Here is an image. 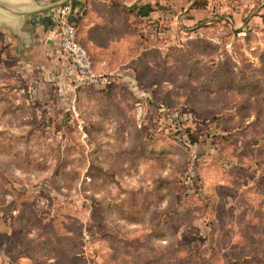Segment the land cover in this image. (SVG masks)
Here are the masks:
<instances>
[{
	"label": "rangeland",
	"instance_id": "374dc122",
	"mask_svg": "<svg viewBox=\"0 0 264 264\" xmlns=\"http://www.w3.org/2000/svg\"><path fill=\"white\" fill-rule=\"evenodd\" d=\"M176 1L91 85L0 32V264H264V0Z\"/></svg>",
	"mask_w": 264,
	"mask_h": 264
},
{
	"label": "crops",
	"instance_id": "0c3cea01",
	"mask_svg": "<svg viewBox=\"0 0 264 264\" xmlns=\"http://www.w3.org/2000/svg\"><path fill=\"white\" fill-rule=\"evenodd\" d=\"M115 1L119 2L118 7ZM176 3V0H0V32L13 44L16 55L36 69L50 73L56 68L64 70L66 65L57 43L59 27L55 14L60 5H69L68 18L76 26L78 39L83 42L80 44L90 49L104 40L102 32L109 28L113 16L123 17L120 8L141 17L166 18L164 12H169L168 18L175 24L182 19L175 16V11L170 14ZM180 4L183 12H187L185 16H193L195 9L190 0ZM94 64H98L97 69L106 68V62L95 60Z\"/></svg>",
	"mask_w": 264,
	"mask_h": 264
},
{
	"label": "built area",
	"instance_id": "2783aa9c",
	"mask_svg": "<svg viewBox=\"0 0 264 264\" xmlns=\"http://www.w3.org/2000/svg\"><path fill=\"white\" fill-rule=\"evenodd\" d=\"M70 7L62 4L55 17L58 24V49L71 64L73 77L80 85L99 83L102 77L94 69L92 60L86 49L79 43L76 26L68 18Z\"/></svg>",
	"mask_w": 264,
	"mask_h": 264
}]
</instances>
